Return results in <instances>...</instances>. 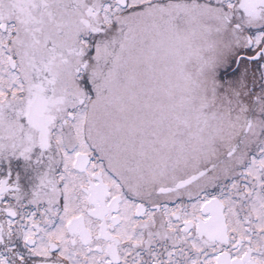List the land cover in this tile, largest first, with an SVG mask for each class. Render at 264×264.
Returning <instances> with one entry per match:
<instances>
[{
  "label": "snow or ice",
  "instance_id": "6c2138e0",
  "mask_svg": "<svg viewBox=\"0 0 264 264\" xmlns=\"http://www.w3.org/2000/svg\"><path fill=\"white\" fill-rule=\"evenodd\" d=\"M0 264H264V0H0Z\"/></svg>",
  "mask_w": 264,
  "mask_h": 264
}]
</instances>
